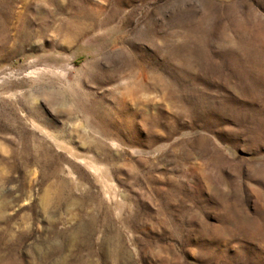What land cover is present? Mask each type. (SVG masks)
<instances>
[{"label": "rangeland", "instance_id": "1", "mask_svg": "<svg viewBox=\"0 0 264 264\" xmlns=\"http://www.w3.org/2000/svg\"><path fill=\"white\" fill-rule=\"evenodd\" d=\"M0 264H264V0H0Z\"/></svg>", "mask_w": 264, "mask_h": 264}, {"label": "bare ground", "instance_id": "2", "mask_svg": "<svg viewBox=\"0 0 264 264\" xmlns=\"http://www.w3.org/2000/svg\"><path fill=\"white\" fill-rule=\"evenodd\" d=\"M94 22V21H93ZM91 26V25H90ZM85 30H88L86 27H84V25L83 26H80V28H79V32H81V31H85ZM78 32V33H79Z\"/></svg>", "mask_w": 264, "mask_h": 264}]
</instances>
